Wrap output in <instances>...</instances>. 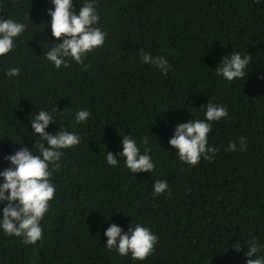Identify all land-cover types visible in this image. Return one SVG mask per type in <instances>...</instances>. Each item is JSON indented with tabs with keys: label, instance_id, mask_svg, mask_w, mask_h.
Listing matches in <instances>:
<instances>
[{
	"label": "trees",
	"instance_id": "16d2710c",
	"mask_svg": "<svg viewBox=\"0 0 264 264\" xmlns=\"http://www.w3.org/2000/svg\"><path fill=\"white\" fill-rule=\"evenodd\" d=\"M49 7L48 0H0V18L27 25L15 49L0 55V170L18 142L32 146L28 119L40 108L56 109V123L81 139L52 171L55 193L41 239L26 245L0 232V264H245L247 242L264 243V3L96 0L104 43L81 64L68 58L59 69L40 55L39 41L55 40L43 28ZM140 51L166 57L168 72L141 63ZM232 51L251 56L245 81L215 74ZM8 67L20 71L10 78ZM207 100L223 104L228 116L212 123L215 157L188 165L167 141L177 121L203 118ZM79 108L90 116L76 123ZM125 134L149 149L150 174L129 173L122 157L117 166L105 162ZM240 136L245 150L226 151ZM156 179L167 180L166 194L153 195ZM132 220L158 237L140 261L103 244L108 223L126 230Z\"/></svg>",
	"mask_w": 264,
	"mask_h": 264
},
{
	"label": "clouds",
	"instance_id": "9594fccd",
	"mask_svg": "<svg viewBox=\"0 0 264 264\" xmlns=\"http://www.w3.org/2000/svg\"><path fill=\"white\" fill-rule=\"evenodd\" d=\"M76 2L79 4L78 8L74 7V0H48L50 7L46 9V14L50 19L43 22V28L46 24L55 40L39 41L43 49L40 55L56 69L62 65L67 67L68 58L77 65L81 64L86 54L101 46L105 40L106 33L98 26L100 15L96 0ZM260 2L264 3V0ZM26 28L25 23L15 18H0V55L15 49L18 37ZM250 57L246 52H228L220 57L219 63L214 67L215 74L228 82L240 79L245 81L249 73L247 69ZM138 58L141 63L154 66L162 74L169 70L168 60L164 56L140 51ZM19 71L18 67H8L5 69V76L15 77ZM204 105L203 118H192L191 115L184 122L177 121L167 141L171 146L170 151H174L179 161L188 165H196L201 158L211 161L215 157L217 149L208 143L212 123L228 116L223 104L207 100ZM55 111L56 109L40 108L28 119L31 132L26 129V134L34 138L32 146L18 142L20 147L4 157L8 166L0 170V232L19 237L26 245L35 244L41 239L40 222L48 212L55 193V184L51 180L52 171L60 167L63 150L77 145L81 139L78 132L69 131L56 123ZM89 116L86 108H79L75 111L73 120L81 123ZM50 122L58 125L53 132L46 131ZM119 137L120 151L115 155L105 151V162L110 166H117L121 160L117 156L122 157L123 165L129 173L134 175L146 171L150 174L156 165L149 149L141 151L137 140L130 134ZM237 140L238 143L229 141L226 151H244L245 138L240 136ZM141 142L147 144V138H143ZM169 190L167 180L156 179L152 182L154 196L166 194ZM109 216H104L105 220ZM103 235L106 237L103 243L105 248L114 249L120 256H130L134 261L144 260L149 256L158 239L149 227L133 220L126 230L110 222ZM262 250L264 243L257 238L253 237L248 241L243 255L250 259H246L245 264H264Z\"/></svg>",
	"mask_w": 264,
	"mask_h": 264
}]
</instances>
